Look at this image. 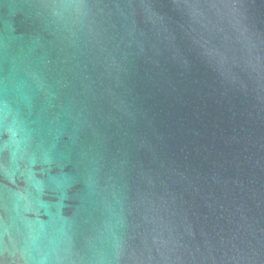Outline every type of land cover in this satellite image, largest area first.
Listing matches in <instances>:
<instances>
[{
    "label": "water",
    "instance_id": "obj_1",
    "mask_svg": "<svg viewBox=\"0 0 264 264\" xmlns=\"http://www.w3.org/2000/svg\"><path fill=\"white\" fill-rule=\"evenodd\" d=\"M0 264H264V0H0Z\"/></svg>",
    "mask_w": 264,
    "mask_h": 264
}]
</instances>
